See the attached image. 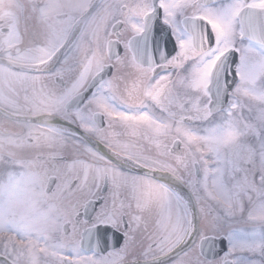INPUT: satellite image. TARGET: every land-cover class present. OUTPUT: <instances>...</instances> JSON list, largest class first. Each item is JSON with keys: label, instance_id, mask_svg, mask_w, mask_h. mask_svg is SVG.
<instances>
[{"label": "snow or ice", "instance_id": "snow-or-ice-1", "mask_svg": "<svg viewBox=\"0 0 264 264\" xmlns=\"http://www.w3.org/2000/svg\"><path fill=\"white\" fill-rule=\"evenodd\" d=\"M0 264H264V0L0 10Z\"/></svg>", "mask_w": 264, "mask_h": 264}, {"label": "flooded vegetation", "instance_id": "flooded-vegetation-1", "mask_svg": "<svg viewBox=\"0 0 264 264\" xmlns=\"http://www.w3.org/2000/svg\"><path fill=\"white\" fill-rule=\"evenodd\" d=\"M15 0H0V10L6 9L9 6L14 5Z\"/></svg>", "mask_w": 264, "mask_h": 264}]
</instances>
